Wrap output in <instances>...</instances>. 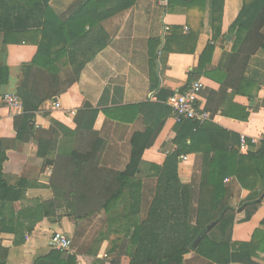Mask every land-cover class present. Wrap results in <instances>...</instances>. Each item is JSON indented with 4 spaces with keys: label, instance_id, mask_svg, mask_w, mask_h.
I'll use <instances>...</instances> for the list:
<instances>
[{
    "label": "trees",
    "instance_id": "16d2710c",
    "mask_svg": "<svg viewBox=\"0 0 264 264\" xmlns=\"http://www.w3.org/2000/svg\"><path fill=\"white\" fill-rule=\"evenodd\" d=\"M51 2L0 0V33L4 45L30 42L37 47L32 62L22 68L24 73L30 68L35 69L34 82L29 93L19 89L23 111L14 121L16 140L24 145L31 142L35 145L33 157L27 162L37 163L41 168L46 167L48 160L52 162L49 182L52 194L38 201L33 212L39 211L37 221L44 217L59 219L62 213L75 221L68 252L50 249L33 264H76L77 255L96 258L102 243L100 232L106 224L110 232L122 236L110 242L112 246L107 256L111 252L114 255L109 258V264H251V244L239 245L240 250L236 252L235 246L224 239L236 214L230 204L231 190L224 185V180L234 178L242 188L250 189L254 184L248 183L243 176L252 172L264 186V137L257 153L242 156L236 134L225 131L211 120L203 123L183 120L176 124L163 150L176 146L175 156L194 155L190 182L181 185L175 176L167 177L161 173L137 180L143 152L153 145L171 115L166 99L174 92L160 89L158 103L124 105L114 111L104 109L106 119H110L105 121L109 134H98L92 151L62 154L58 145L61 134L55 130L50 139L36 140L33 118L38 105L53 100L72 84L60 79L55 62L66 54L74 58L83 55L84 62L80 66L83 70L118 33L109 38L102 29V22L122 11L134 9L138 0H82L67 19L59 17ZM231 27L230 33L235 31L236 34L225 69L218 61L221 51L217 54L218 49L214 46L220 38L219 28L212 35L213 44H208L200 57L198 70L202 76L220 85L218 93L208 96L204 112L211 118L219 114L246 119L247 114L235 116L229 112L225 99L228 94L231 98L237 94L251 98L246 89L264 86V0H244ZM159 44L158 40L148 41L149 78L153 88L157 87L155 61L159 60L162 65L163 53L171 52L166 41L156 54ZM7 73V68L0 66V83L6 81ZM193 81L195 79L190 78L186 87ZM107 94L108 89H105L98 106L109 108L123 104V98L108 101ZM127 113H131V117L123 118ZM97 114L98 108L86 102L84 108L75 113L76 131H91ZM126 136L129 156L120 169V162L102 157L100 150L104 143H110L111 156L115 152L112 143ZM1 146L0 142V188L5 193L0 200H5L8 198L3 169L7 154ZM6 149L10 148L7 146ZM128 201L127 208L116 215L111 214V205ZM89 202H99L101 208L80 214V207ZM245 206L247 219L257 204L251 202ZM212 223L216 225L205 234L196 249H192L197 236ZM32 228L26 229L16 244L23 243L24 236L30 234ZM217 234L220 239L214 240ZM123 239L124 254L120 256L118 250ZM7 255L8 250L0 244V264H6Z\"/></svg>",
    "mask_w": 264,
    "mask_h": 264
},
{
    "label": "crops",
    "instance_id": "0c3cea01",
    "mask_svg": "<svg viewBox=\"0 0 264 264\" xmlns=\"http://www.w3.org/2000/svg\"><path fill=\"white\" fill-rule=\"evenodd\" d=\"M81 1L52 0L51 7L60 18L67 19ZM243 5L244 0H138L134 9L122 11L103 21L102 29L109 38L117 31L118 33L107 48L99 52L83 70H80L84 62L83 55L74 58L66 54L55 62L60 79L72 84L54 98L61 110L54 109L53 100L38 105L33 118L36 140L50 139L55 130L61 134L58 145L62 154L92 151L97 144L96 136L109 130L105 121L110 119H106L104 109L114 111L124 105L158 103L157 94L160 89L177 92L184 89L192 77L203 83L197 107L204 111L208 96L218 93L220 85L202 76L198 70L200 57L206 46L213 44L212 35L216 34L219 28L220 38L214 42V46L218 49L217 54L221 51L222 55L218 61L225 69L236 34L235 31L230 33L231 26ZM226 36L230 38L226 39ZM161 38L163 45L159 52L166 41L171 52L163 53L162 65L159 60L155 61L157 87L153 88L149 78L148 41H160L155 49V53L159 54L157 51ZM3 40V34L0 33V66L8 70L6 81L0 83V142L1 148L7 154L3 174L8 198L0 200V244L8 250L6 264H33L49 252L50 239L55 233L68 238L73 236L75 221L73 217L62 216L63 213H59V219L44 217L42 220H36L39 211L34 213L33 207L38 201L49 198L52 194L49 188L52 162L48 160L51 164H46L44 168L37 163L27 162L33 157L35 145L32 142L24 145L16 140L14 121L18 115L5 105L3 98L12 94L20 98L19 89L31 92L35 69L30 68L24 73L22 68L32 62L37 47L30 42L4 45ZM157 61L160 64L158 73ZM105 89H108V101L123 98V104L110 105L109 108L98 106L97 103ZM246 92L252 97L237 94L231 98L228 94L225 99L229 112L235 116L247 114L246 119H234L219 114L210 118L212 123L227 132L259 140L256 145L244 149L239 142L238 151L242 156L257 153L264 137V86L246 89ZM86 102L93 108H98L96 120L91 131H76L75 113L82 110ZM63 111L73 113L66 114ZM127 114L123 118L131 117V113ZM176 124L171 116L165 120L153 145L142 154L141 171L136 176L137 180L143 181L147 177L160 176L157 174L161 173L167 177L175 176L181 185L190 182L195 164L194 155L175 156L173 152L178 150L176 146L171 147V150H163V147L168 145ZM112 144L115 152L110 156V143H104L100 150L101 156L120 162L121 169L129 156L128 138L126 136ZM186 144H189V140H186ZM7 146L10 149H6ZM182 157L186 159L182 160ZM21 161L25 163L21 164ZM247 164L253 165L252 162ZM243 178L254 184L253 187L244 189L234 178H226L230 181L224 182L232 193L230 204L236 209L234 224L225 232L224 239L235 246L236 252L240 250L239 245L251 244V264H264V198L259 201L264 193V186L252 172L245 174ZM4 193L0 188V197ZM251 202L257 204V207L250 217L245 219V204ZM128 205L129 201L114 203L110 207L111 214L116 215ZM99 208L101 203L89 202L80 207V214ZM107 225H104L100 232L102 243L97 257L77 255L76 264H109V258L114 255L111 252L107 256V251L112 246L110 242L122 236L110 232ZM30 227L33 228L30 234L24 236V242L16 244ZM215 236L214 240L220 239L219 234ZM124 240L118 250L120 256L124 254Z\"/></svg>",
    "mask_w": 264,
    "mask_h": 264
},
{
    "label": "built area",
    "instance_id": "2783aa9c",
    "mask_svg": "<svg viewBox=\"0 0 264 264\" xmlns=\"http://www.w3.org/2000/svg\"><path fill=\"white\" fill-rule=\"evenodd\" d=\"M203 89V83L200 80H195L188 87H186L182 92H174L171 96L166 99V105L171 109V117L176 123L183 120H193L199 123L209 121L210 114L201 111L197 107V102L199 95ZM5 105L11 109L17 115L21 114L23 111V104L20 98L16 94L6 95L3 98ZM53 107L55 110H61L60 105L54 102ZM66 114H72V111H63ZM239 142L241 148H247L256 145L259 140L252 138L247 139L244 136L239 137ZM186 158L182 157V160ZM229 179H225L224 182H229ZM70 245V238L55 233L51 239L49 247L50 249L60 250L63 252H68Z\"/></svg>",
    "mask_w": 264,
    "mask_h": 264
},
{
    "label": "water",
    "instance_id": "95a60500",
    "mask_svg": "<svg viewBox=\"0 0 264 264\" xmlns=\"http://www.w3.org/2000/svg\"><path fill=\"white\" fill-rule=\"evenodd\" d=\"M229 38H230L229 36H226V39H229ZM162 45H163V38H161V45H160V47H159V49H158L157 52H159V50L161 49ZM159 70H160V64H159V62L157 61V73L159 72ZM53 102H56V99H53ZM47 164L50 165L51 162H50V161H47ZM263 198H264V193H263V195L261 196V198L259 199V201L263 200ZM259 201H257V202H259ZM215 225H216V223H212V224H210L209 226H207V227L205 228V230H204L203 232H201V233L197 236L196 240L194 241V243H193V245H192V249H196V247L198 246L199 242L203 239V237L205 236V234H207V233H208V232H209V231H210Z\"/></svg>",
    "mask_w": 264,
    "mask_h": 264
},
{
    "label": "rangeland",
    "instance_id": "374dc122",
    "mask_svg": "<svg viewBox=\"0 0 264 264\" xmlns=\"http://www.w3.org/2000/svg\"><path fill=\"white\" fill-rule=\"evenodd\" d=\"M123 255V254H122Z\"/></svg>",
    "mask_w": 264,
    "mask_h": 264
}]
</instances>
